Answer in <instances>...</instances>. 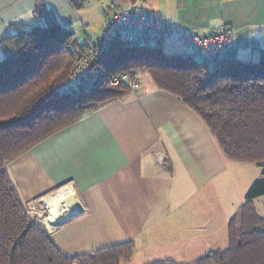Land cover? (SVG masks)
<instances>
[{
    "label": "crops",
    "instance_id": "obj_1",
    "mask_svg": "<svg viewBox=\"0 0 264 264\" xmlns=\"http://www.w3.org/2000/svg\"><path fill=\"white\" fill-rule=\"evenodd\" d=\"M106 5L132 16H165L192 34L230 27L234 43L226 57L264 59V0H0V60L8 36L48 20L73 28L82 43L96 42L106 24ZM172 40L159 45L165 53L203 62L197 47L176 39L182 44L167 46ZM138 74L136 93L26 150L9 163V175L25 204L73 190L79 202L75 216L59 225L53 214L52 221L40 219L67 256L134 241L130 260L140 255L143 264L161 259L188 264L214 249L207 220L198 219L224 190L231 159L177 94L159 87L150 73Z\"/></svg>",
    "mask_w": 264,
    "mask_h": 264
},
{
    "label": "trees",
    "instance_id": "obj_2",
    "mask_svg": "<svg viewBox=\"0 0 264 264\" xmlns=\"http://www.w3.org/2000/svg\"><path fill=\"white\" fill-rule=\"evenodd\" d=\"M90 44L80 42L73 28L55 20L22 26L2 42L6 56L0 60V264H122L133 255L134 241L76 256L63 254L49 233L27 215L6 165L128 94L124 86H110L115 74L150 73L159 87L177 94L204 121L227 158L257 163L264 174V59L228 58L213 69L184 54H167L160 44L145 41L130 46L117 35L91 62L90 71L98 70L91 91L76 93L84 83L73 85L71 91H56ZM263 195L264 178H260L229 221L228 248L188 264H264V217L254 203ZM147 264L182 263L161 259Z\"/></svg>",
    "mask_w": 264,
    "mask_h": 264
},
{
    "label": "built area",
    "instance_id": "obj_3",
    "mask_svg": "<svg viewBox=\"0 0 264 264\" xmlns=\"http://www.w3.org/2000/svg\"><path fill=\"white\" fill-rule=\"evenodd\" d=\"M104 10L107 19L99 40L90 44L86 55L77 57L68 80L56 87V91H71L72 86L79 83H84V87L76 90L77 94L91 91L96 85L98 75L97 69L90 71L91 62L93 58L101 56L107 50L109 43L117 35H122L130 46L145 41L162 44L171 39L182 40L197 47L207 68L213 69L220 68L227 61L225 50L234 43V29L230 27H224L221 31L211 35H198L187 33L180 24L162 15L132 16L127 10H115L113 5H106ZM109 84L126 86L131 93H136L140 89L141 79L137 72H124L111 76ZM39 204L50 207L43 200L42 203L35 200L25 204L27 213L36 214L38 217L39 212L36 210Z\"/></svg>",
    "mask_w": 264,
    "mask_h": 264
},
{
    "label": "rangeland",
    "instance_id": "obj_4",
    "mask_svg": "<svg viewBox=\"0 0 264 264\" xmlns=\"http://www.w3.org/2000/svg\"><path fill=\"white\" fill-rule=\"evenodd\" d=\"M176 40L173 39L172 41H169L167 43L168 44L167 46L177 48V46L182 43ZM82 41H85L84 37L82 38ZM167 53L173 54L170 52H167ZM140 72L141 74L147 73V72H143V70H141ZM110 86H113V85H110ZM113 87H117V86H113ZM124 87L126 88V86ZM128 93H131L129 89H128ZM230 163H231V170H230L231 175H230L229 180L227 181V184L222 186V188L225 187L224 190L221 193L218 192L214 194V197L211 200L210 205H208L205 215L200 217V214H199V219H198L199 222L200 221L202 222L206 219L208 221V222L205 221L207 226L209 227L210 230H212L210 232V236L213 240L212 246L214 248V249H210L206 251L205 253H203V255H206L211 251H222L228 248L229 230L226 225L227 223L226 220L228 216L231 214L234 215L239 210L241 203L245 201L246 194L250 186L254 183V181L260 178H264L262 167L261 165L257 163L239 162L236 160H231ZM6 165L9 166V162L6 163ZM59 192L60 191H57L49 196L43 197L40 200V202L42 203V200L46 202V198H49L50 196H57ZM254 203H255L257 212L262 217H264V195L256 198L254 200ZM24 207H25V204H24ZM50 210L51 208L50 209L47 208V205L41 206L39 204L36 212H39L38 214L41 215V217L39 215L37 217L36 214L29 215L27 211L26 213L31 220H35L40 225V227H42L45 231H47V233H49L52 229L45 228V226L41 223L42 221L40 222V219L44 218L45 220L52 221V211ZM35 217H37V219H35ZM203 255H196V256L194 255L193 257L196 258L197 260V258L199 259V257L200 256L203 257ZM139 257L140 255L135 256L132 260L128 259L127 261H123L122 264H130L131 262H133L134 264H143V261H141Z\"/></svg>",
    "mask_w": 264,
    "mask_h": 264
},
{
    "label": "bare ground",
    "instance_id": "obj_5",
    "mask_svg": "<svg viewBox=\"0 0 264 264\" xmlns=\"http://www.w3.org/2000/svg\"><path fill=\"white\" fill-rule=\"evenodd\" d=\"M46 202H48L49 208H51L50 211H52L58 222L77 211L79 204L75 193L70 187L60 191L57 196L47 198Z\"/></svg>",
    "mask_w": 264,
    "mask_h": 264
},
{
    "label": "water",
    "instance_id": "obj_6",
    "mask_svg": "<svg viewBox=\"0 0 264 264\" xmlns=\"http://www.w3.org/2000/svg\"><path fill=\"white\" fill-rule=\"evenodd\" d=\"M77 213H78V211H76L75 213H73L70 217L63 219V220L60 221L57 225L61 224V223L64 222L65 220H67V219H69V218L75 216Z\"/></svg>",
    "mask_w": 264,
    "mask_h": 264
},
{
    "label": "clouds",
    "instance_id": "obj_7",
    "mask_svg": "<svg viewBox=\"0 0 264 264\" xmlns=\"http://www.w3.org/2000/svg\"><path fill=\"white\" fill-rule=\"evenodd\" d=\"M24 204H25V203H24ZM77 211H78V210H77ZM75 212H76V211H75ZM75 212H74V213H75ZM70 216H71V215H70ZM70 216H69V217H70ZM67 218H68V217H67ZM53 228H54V227H53Z\"/></svg>",
    "mask_w": 264,
    "mask_h": 264
}]
</instances>
